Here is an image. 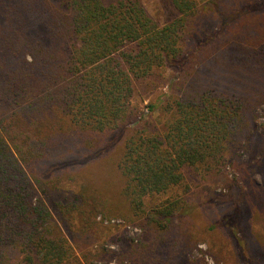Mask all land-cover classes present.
Wrapping results in <instances>:
<instances>
[{
  "label": "trees",
  "instance_id": "1",
  "mask_svg": "<svg viewBox=\"0 0 264 264\" xmlns=\"http://www.w3.org/2000/svg\"><path fill=\"white\" fill-rule=\"evenodd\" d=\"M170 1L178 17L160 26L143 0H0V264H68L69 233L93 232L100 214L172 239L174 256L184 255L192 248L176 223L184 198L150 209L146 198L184 186L187 169L222 173L231 145L249 152L260 138L264 157V3ZM211 21L217 33L197 44ZM168 67L181 72L162 129L124 132L137 116L136 83H160ZM262 179L256 200L264 207V169ZM64 182L79 186L77 200L57 198ZM227 255L220 247L222 264ZM166 262L138 250L119 260Z\"/></svg>",
  "mask_w": 264,
  "mask_h": 264
},
{
  "label": "rangeland",
  "instance_id": "2",
  "mask_svg": "<svg viewBox=\"0 0 264 264\" xmlns=\"http://www.w3.org/2000/svg\"><path fill=\"white\" fill-rule=\"evenodd\" d=\"M113 1L115 0H104L106 4ZM198 1L203 5L209 0ZM254 1L258 5L264 3V0ZM143 3L160 26L178 17L170 0H143ZM259 12H252L248 16L252 17ZM207 20L208 17H204V21ZM240 23L235 22V27H238ZM218 25L217 22H204L203 28L196 35L198 40L196 43L205 41L217 33ZM201 44L205 45V42ZM180 72L178 68L168 67L165 69L162 82L136 83L132 108L137 116L130 124L124 126V132L127 127L131 129L137 125L149 129H162L167 119L163 106L169 101L170 85L180 78ZM150 108L152 111H149ZM258 114L257 129L260 137L264 128V104L260 107ZM121 137V133H117L111 138L109 150L112 154H116L120 148L118 144ZM260 144L259 138L258 145L249 152H245L239 146L231 145L228 151L230 166L226 167L222 173L196 172L187 169L184 186L177 187L167 194L146 198L147 209L168 199L184 198L185 203L180 215L176 218V223L179 225L181 234L188 235L192 248L193 245L195 246L193 250L190 247L186 254L174 256V240L159 241L153 232L145 235L142 227L122 217H105L100 214L96 217L98 228L93 232L84 234L78 228L74 233L67 234L75 249V257L68 264H103L104 262L119 264L121 257L133 253L134 250H138L150 259L167 260L166 264L168 262L170 264H222L218 258L220 247H225L229 264H262L264 247L261 248L260 240L264 241V207L260 200H256V186L262 184L264 169V157L259 151L262 146ZM112 159L107 162L108 168L112 166ZM78 193L77 184L64 182L57 198L65 202L75 201L79 197ZM48 204L53 210L54 206L50 202ZM240 209L244 212L242 219L238 215ZM214 225L216 230L212 233L209 228ZM240 240L244 243V254L237 259L236 251H238ZM141 241L145 243L144 247L140 246ZM212 242L217 244L215 249L212 248ZM256 244L260 248H256L258 247L255 246ZM102 247L107 252H103ZM102 252L103 255H96Z\"/></svg>",
  "mask_w": 264,
  "mask_h": 264
}]
</instances>
